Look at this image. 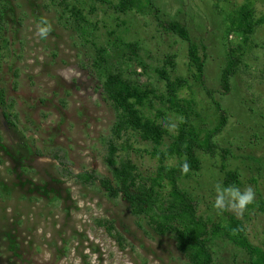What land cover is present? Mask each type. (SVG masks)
<instances>
[{
    "label": "rangeland",
    "instance_id": "374dc122",
    "mask_svg": "<svg viewBox=\"0 0 264 264\" xmlns=\"http://www.w3.org/2000/svg\"><path fill=\"white\" fill-rule=\"evenodd\" d=\"M152 2L162 21L181 23L191 41L204 47L205 86L228 119L214 139V156L199 154L200 171L180 187L195 199L199 215L213 222L234 215L244 222L249 241L264 249V215L256 207L264 202V26L252 38L243 73L232 79L229 94L221 95L225 18L245 0ZM252 2L256 17L263 16L264 0ZM67 3L83 10L97 46L105 47L115 36L139 45L138 57L116 58V65L158 95L164 87L155 71L173 56L174 69L167 67L171 77L189 79L190 89L180 97L194 99L201 122L214 127L215 109L188 73L186 43L158 28L153 14L117 15L92 0ZM40 18L52 26L44 40L35 34ZM82 38L55 0H0V88L18 126L11 128L0 113V264H186L172 236H156L122 200H109L96 184L84 186L68 176L94 171L110 177L104 157L114 116L90 68L94 50ZM228 41L238 43L234 36ZM153 107L166 112L159 102ZM154 110L145 112L153 117ZM168 118L176 124V117ZM135 147L150 150L143 143ZM141 155L131 158L141 172H152L156 162ZM230 172L238 174L240 187L253 188L255 199L239 215H217L211 207L213 185ZM98 220L114 222L124 250L96 225ZM210 247L215 264H246V255L226 241L214 240Z\"/></svg>",
    "mask_w": 264,
    "mask_h": 264
},
{
    "label": "trees",
    "instance_id": "16d2710c",
    "mask_svg": "<svg viewBox=\"0 0 264 264\" xmlns=\"http://www.w3.org/2000/svg\"><path fill=\"white\" fill-rule=\"evenodd\" d=\"M58 7L72 20L79 36L94 50L90 68L97 74L100 91L105 102L113 112L110 136L106 142L104 164L110 177L99 176L94 171L72 176L84 186L97 185L109 200H122L132 217L142 221L158 237L172 236L175 249L186 264H215L211 251L214 240L226 241L233 248L243 252L246 264H264V249L253 245L247 235L242 220L234 215H227L222 222H213L209 217L198 213L195 199L180 187L183 180L196 175L201 169L199 154L214 156L218 150L214 139L227 125V113L221 104L214 100V91L205 86V56L200 55L204 47L191 41L189 32L177 21H162L160 10L152 0H92L95 4L108 6L117 15L135 13L153 14L157 27L172 34L187 45V69L193 81L199 85L211 101L217 114L216 124L211 129L205 127L196 113V102L192 98H181L182 91L189 90V79L171 77L169 69H174V57L168 56L164 66L157 69L156 75L163 83L164 92L160 95L150 86L139 84L125 76L116 65V58L125 56L128 61L138 57L140 52L136 42H125L115 36L105 47L94 44L90 24L77 4L69 5L67 0H55ZM226 2V0H216ZM217 10V6L214 5ZM227 25V48L225 64L220 71L219 93L229 94L231 81L245 66V55L251 49L252 38L256 31L264 26V15L256 17V8L252 0H245L233 9L225 18ZM230 36L238 43L228 41ZM168 67V68H167ZM164 107L154 110V102ZM155 111L150 117L146 108ZM8 103L3 89L0 88V113L11 128L18 130L16 119H11ZM168 114L177 118L176 129L168 131V123H173ZM24 134V131H20ZM143 143L150 150H140L136 144ZM226 153L225 151H222ZM145 154L156 162L155 169L144 174L131 158L132 155ZM187 162L188 169H183ZM237 173L225 174L223 184L239 185ZM257 210L264 215V202L258 201ZM96 225L124 250V237L109 220H98Z\"/></svg>",
    "mask_w": 264,
    "mask_h": 264
},
{
    "label": "clouds",
    "instance_id": "9594fccd",
    "mask_svg": "<svg viewBox=\"0 0 264 264\" xmlns=\"http://www.w3.org/2000/svg\"><path fill=\"white\" fill-rule=\"evenodd\" d=\"M35 34L44 40L52 31V26L47 19L40 18L35 25ZM167 127L168 131H174L176 129L175 123H168L162 125ZM183 169L187 171L188 164H183ZM214 199L212 201V209L217 215H222L226 211L234 212L235 214H241L255 199V192L252 187H240L235 183H229L227 185L223 183H215L213 185Z\"/></svg>",
    "mask_w": 264,
    "mask_h": 264
}]
</instances>
